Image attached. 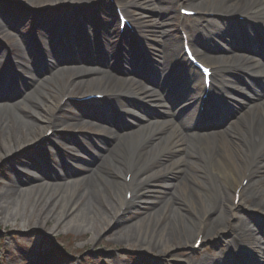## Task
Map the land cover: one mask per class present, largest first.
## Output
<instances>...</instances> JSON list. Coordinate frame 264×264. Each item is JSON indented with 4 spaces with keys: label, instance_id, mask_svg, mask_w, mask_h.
<instances>
[{
    "label": "bare ground",
    "instance_id": "6f19581e",
    "mask_svg": "<svg viewBox=\"0 0 264 264\" xmlns=\"http://www.w3.org/2000/svg\"><path fill=\"white\" fill-rule=\"evenodd\" d=\"M14 1L27 4L31 7V12L38 16L45 11L55 12V9L65 5L79 7L86 3H94L96 0H43L40 4H34L35 0ZM152 4L157 6L152 8ZM179 4H189L193 7L191 9L199 15L195 23H182L179 11L176 10ZM117 5L123 7L135 34L137 30L140 35L144 32L147 35L151 34L155 37L154 41L157 45L147 43L144 38L146 47L152 45L153 48L147 47L146 51L139 46L141 47L139 62L133 64L131 60L129 68L118 69L110 60V56L118 46L113 31L115 22L118 27V19L109 9L104 15L108 30L104 38L107 51L103 55L99 54L97 42L94 40L90 44L84 42L83 37L81 38L84 36V30H77L76 27H72V39H67V51L64 50L60 40L54 44L45 42L48 47L45 57L51 60L49 62L51 67L58 68L60 64L68 62L76 63V66H69L68 70L61 68L60 73L45 79L39 89V93L42 94L41 100L36 99L32 94H25L29 100L37 102L43 110L42 115L36 110L32 112L26 110L27 106L23 104L14 106L16 112L26 110L29 116L41 122L39 123L41 125H37L32 121L31 123L21 121V129H24V133L22 130L23 134L15 137V140L19 142L22 136H25L26 141H31L38 126L44 129L43 133L52 130V134L62 125L70 124L75 128L80 125L86 126V121L95 117V114L77 111L69 115L66 121L54 119L52 115L54 110L65 107L61 104L62 100L73 97L74 88L80 87L82 92L77 95L78 97L87 94L107 97L108 100H112L111 102H116L115 109L129 120L131 129L125 131H122L124 126L112 120L94 127L97 133L113 139L116 146L113 144V148L109 151L121 156L123 167L112 169L110 181H107V174L102 168L101 171L86 169L81 178H72L68 177L65 166L60 165L57 172L52 170L39 175V180L35 184H25L21 180L22 186L14 189L8 186L0 194V205L4 209L3 221H14L15 214L20 215L21 201L22 209L26 205H31L32 208L44 199L49 200L52 195H55L54 198H62L64 202H70L77 194L79 184L83 180L94 178L95 173L98 172L97 180L102 181L103 190L107 191L106 195L99 185L93 184L92 187L83 188L80 197L83 198L88 210L87 216L85 215L84 220L73 217L76 221H81L79 227L90 226L92 229L94 214L102 218L109 217L103 212L104 209H108L109 213L111 210L112 218H116L132 207H139L146 198V185L157 171L160 172L159 175L179 171L184 173V176L178 186L195 190L200 212L195 210L194 204L186 207L188 211L184 214L177 208L176 212L182 217L179 216L180 222L174 223L176 226H173L175 237L172 238L176 243L191 246L199 238V246H201L204 239L216 238L219 241L229 233L231 238L223 241L222 245L227 246L229 250L230 245L238 249L240 264L250 262L264 264V225L256 221L253 226H249L247 222H237L231 226L228 223L229 214H233L235 207L234 199L237 198L238 203L241 200L245 201L244 189L251 190V196L247 199L252 203L248 206L256 205V200L264 203V177L251 180L252 182L249 178L251 174L264 170V0H117ZM67 16L71 17L66 18ZM237 17H245L246 22H239ZM50 20L56 28H63L65 21L73 22V16L64 11L63 14L52 15ZM16 21L12 14H0V37L5 39L15 34L21 38V48L18 46L14 48L17 50L16 57L23 63L19 62L17 65L29 76V81L35 83L34 67L36 69L37 63L41 64L44 59L42 56L37 58L31 56L32 45L29 35L22 34V28ZM204 21L206 25L211 24L213 27L211 35L220 43H211L212 37H204L201 31L197 30L200 22ZM87 23L88 31L92 36L94 29L90 17ZM179 25L186 29L187 41L200 48V51H196L198 59L210 66L214 72L213 84H210L208 98L203 103L205 113L200 114L199 123H195V118L204 90L203 77L196 69L191 67L190 70L188 66L186 67V63L175 54L176 44L182 42V36L175 30ZM41 31L43 37H46L47 27ZM128 34L123 40L118 39L122 44L121 50H132L137 42L143 43L140 39L136 41V36L132 37ZM7 51L10 54V49ZM3 57L4 54L0 53V64ZM254 57L259 58L261 63L260 60L256 63ZM8 62L9 64L0 69V102L5 103L6 109L11 108L9 102L13 100V92L17 89V82L20 79V73L13 67L14 62L11 57L8 58ZM102 64L107 65V68L114 72L96 67ZM141 65L146 66L148 70L140 68ZM56 74H61L63 78L57 79ZM53 80H56L55 83H51ZM240 83L243 85L240 86ZM49 92L57 93L59 99L57 101L50 99ZM123 100L128 102L125 103ZM228 101L244 102V108L229 122L228 127L223 130H208L203 127V120L207 118L210 121L222 114L228 106ZM45 113H49L50 118L44 116ZM109 113L110 116L114 114L112 110ZM19 120L16 118V121ZM7 122L0 117L1 128H5ZM87 123L91 124L89 121ZM46 139L48 137L44 140ZM105 151L108 152L107 149ZM7 152L0 151V157L8 155ZM153 162L158 163L159 166L151 168L150 164ZM101 163L105 162L101 161ZM121 170L123 179H121ZM211 170H215L230 188L231 198L229 192L217 184ZM188 174L191 181L186 178ZM126 176H128L127 181L124 179ZM243 180L246 181L244 186ZM12 190L14 194L10 198L8 195ZM211 191L215 192L213 198ZM175 198L176 196L167 198L159 205L160 208L154 209L158 213H154L156 221L152 224L149 222L151 210L133 223V227L137 229L145 228L135 234L134 240L137 244L138 240H141L145 246H149L150 240L154 237L161 242L162 247L168 249L172 246L171 233L165 227H158L157 223L159 218L165 216L167 206ZM10 201L12 207L8 208ZM97 201L101 204L100 207ZM38 215L39 213L36 212L35 217L38 218ZM9 216L11 219L8 218ZM128 236L126 231V238ZM192 237L194 240L191 243ZM254 255L261 260H256ZM224 258L225 256L212 260L205 257L196 260V264H226L228 259ZM233 259L236 262L235 256L232 257V261Z\"/></svg>",
    "mask_w": 264,
    "mask_h": 264
},
{
    "label": "rangeland",
    "instance_id": "374dc122",
    "mask_svg": "<svg viewBox=\"0 0 264 264\" xmlns=\"http://www.w3.org/2000/svg\"><path fill=\"white\" fill-rule=\"evenodd\" d=\"M41 1L43 0H35L33 3L40 4ZM116 4L117 0H96L94 3H86L79 7L75 5H65L62 8L55 9V12L45 11L41 15L36 16L31 12V7L27 4L16 3L14 0H0V14L14 15L17 20L16 23L20 24L22 28V34L29 35V40L32 45L31 56L35 58L42 56L44 59L41 64L37 63L36 69L34 67L35 72L33 77L36 80L34 81L35 83H31V81H29V76L22 72V68L17 65L19 62L23 63L16 57L17 50L14 48L15 46L21 48V38L15 34L5 39L0 37V53L4 54L0 69L3 68L4 65L9 64L8 58L11 57L14 62L13 67L20 73L17 89L13 92V100L9 102L11 108L6 109L5 103L0 102V117L8 121L5 128L0 127V151H8V155L0 157V194L3 189L8 186L14 189L22 186L21 184H23V182L25 184H35L38 181L37 177L39 174L22 173L20 172L22 171L20 166H23L24 163L27 167L32 168L30 165L35 163L42 169V165L46 162V160H44L46 151H48L52 145L62 142L72 147V150L69 148L66 149L70 151L73 156L65 153L66 155L63 156L64 160L58 163L57 158L49 157L50 154L48 155L47 153L46 156H48V160L54 165L46 167L45 170L51 169V171L55 170L57 172L59 165L62 167L65 166V170L68 171V177L81 178V175L86 172V169H99V171H101L100 169L102 168V171L107 174V181H110L111 174L113 173L112 169L123 167L121 156H117L113 151H109L114 145L116 146L113 139L109 136L97 133L96 128H94L96 125L88 124L87 122L89 120L86 121V126L80 125L77 128L70 124L62 125L55 133L48 135V139L46 140L42 139L45 133H43L44 129L39 128V126L34 130L33 139L31 141H26L25 136H22L19 141L20 143L15 140V137L24 133V129H21V121H27L28 123L32 121L37 125H41L39 124L41 122L38 121V119H34L33 116H29L26 110L31 112L36 110L40 115L43 114V110L39 107L37 102L29 100L25 94H32L36 99L38 98L41 100L42 94L39 93V89L45 79L51 78L55 73H60L61 68L68 70L69 66H76V63L68 62L60 64L58 68L56 66H54L55 68L53 66L51 67L49 63L51 60L45 57L48 47L45 45L46 37H43L44 34H42L43 32L41 29L47 27L48 32L46 36L50 39L49 43L54 44V42L60 40L66 51V40L72 39V27H76L77 30L82 29L84 30V36H81V34L80 36L81 38L83 37V41L88 44H90L92 40L96 41L99 54L101 55L102 53L103 55L104 52L106 53L107 51L104 38L108 30L107 20L104 15L108 9L114 14L112 6ZM156 6L157 5L152 4L151 7L155 8ZM180 7L186 9L193 8L189 4H179L176 7L177 12ZM64 11L72 14L73 22L65 21L63 28H56V26L52 24L50 18L55 14H63ZM198 16L199 15L196 14L190 17H181V20L182 23H195ZM70 17L71 16H67L66 18ZM88 17L91 18L92 28L94 29L92 36L90 31H88ZM209 18L214 19L213 17ZM205 25V21L200 22L197 30L201 31L203 27L207 29L213 28L211 24L208 25L209 27L207 25L205 27ZM179 26L182 28V25ZM61 29L64 31L62 32ZM175 30L177 32V29ZM183 30L186 29L183 27ZM113 31L118 46L113 52L114 54L110 56V60L112 63L114 62L119 66L117 62L118 56L116 57L115 55L122 44L119 43V37L116 35V22L113 25ZM158 31H160V29ZM127 34L128 33L124 31L120 40L127 37ZM157 35H159V32ZM208 35V38H213L211 43H220L213 35ZM66 36L69 37L66 39ZM137 37V40L140 39L143 41L140 45H142L146 51L153 48L152 45H148L147 49V43L157 45L154 41L155 37L151 36V34L147 35V33L145 34L144 32L140 35V32L137 30ZM144 38L148 41L147 43L144 41ZM150 46L152 48H149ZM193 46L196 51H200L197 45L195 46L194 44ZM7 49H10V54ZM174 49L175 54H180L181 56L180 42L176 44ZM136 50L137 49H134L133 51ZM96 67L101 70H106L107 72H113L107 68V65H96ZM124 67H126V64H124ZM142 68H146V66L143 65ZM56 76L57 79L63 78L61 74H56ZM55 81L56 80H53L51 83H55ZM239 85L241 86L243 84L240 83ZM81 92L82 90L80 87H75L72 92V94L75 95L61 102L65 107L63 106L61 109L58 108L54 110L52 113L53 118L66 121L69 115L77 113V111L86 112L87 114H97L93 111V108L99 101H97V103L93 101L84 103L73 101ZM49 96L50 99L56 101L59 99L57 93L49 92ZM198 96L199 94H197V97ZM18 104L26 105V110L24 111L22 109L16 112L14 106ZM243 106L244 102L242 101H228V106L222 111V114L212 118L210 121L204 120L202 122L203 127L208 130L225 129L229 122L235 119V116L244 108ZM44 116L50 118L49 113H45ZM118 116L116 115L113 119L117 118L123 120H118L119 122H117L119 125L125 127L122 131L130 130L131 124L129 120L124 121L123 118H119ZM16 118L20 120L16 121ZM97 121H99V118ZM22 130L23 133L21 132ZM118 132H120V130ZM106 149L108 152L105 151ZM50 153L52 152L50 151ZM27 156H31V159H25ZM101 161L107 163V165L101 163ZM150 166L151 168H156L159 165L153 162ZM251 170L253 171V169ZM210 172L215 176L217 184L226 192H229L231 198V191L227 184L220 179L215 170H211ZM159 173L160 172L157 171L154 177H150V181H148L146 185L147 189L145 188V191H147L145 194L146 198L142 200L139 207H132L122 216L119 215L120 217L118 216L116 218H112L111 210L109 213L108 209H104L103 212L109 215V217L106 216L102 218L94 214L95 218L92 220V229L90 226L85 228L79 227L81 221L78 222L76 219H73V217L76 216L78 220H84L85 215L87 216L88 210H86L87 208L83 198L80 197V192L83 188L85 189L87 186L92 187L93 184H95L99 185L103 190L102 181L97 180L99 177L98 172L95 173L94 178H88L79 184L78 192L73 196L70 202H64L62 198H54L55 195H52L49 200L44 199L32 208L31 205H26L24 209H22L23 202L21 201L19 207L20 215L15 214L13 217L14 221H3L2 210L4 209L1 208L2 206L0 205V264H196V260L201 258L206 257L208 259L218 260L224 256L225 260L228 259L226 264H240L238 249L230 245L231 249L229 250L227 246L222 245L223 241H228V239L231 238V234L229 233L225 234L219 241H217L216 238L204 239L203 244L195 248L193 247L194 244L185 246L176 243V240L172 238L175 237V227L173 226H176L174 223L180 222L181 218H179V216L182 217L181 214L176 211L179 209L180 212L184 214L188 211L186 207L194 204L195 210L200 212L198 197L193 188L184 189L178 186L184 173L179 171H174L166 175H159ZM122 174L123 171L121 172V179H123ZM189 177L188 174L186 178L191 181ZM263 177L264 170L257 171L256 174L254 173L249 176L250 182H252L251 180H258ZM124 179L126 180V178ZM245 182V180L242 182L243 186ZM104 191V195H106L107 191L105 189L103 192ZM244 191L245 201L241 200V202L238 203L236 199L237 201L234 202L235 207L233 208V214L228 213L229 225H235L237 222H247L249 226H253L256 222L264 225V203L260 200H256V205L248 206L252 203L250 199H247L251 196V190L247 188L244 189ZM211 193L213 198L215 192L211 191ZM13 194L14 192L12 190L11 194L8 196L11 198ZM175 196V200L167 206L165 216L159 218L157 223L158 227H165V229L171 233L170 242L172 246L166 249L164 246L162 247L161 242L154 237L150 240L149 246H145L144 242H141V240H138L137 244L134 240L135 234L138 230L143 231L145 228L140 227L141 229H137L133 227V223L144 217V214L151 210L149 222L152 224L156 221L154 213H158V211L155 212L154 209L157 210L160 208L159 205L164 203L167 198L171 199ZM97 204L99 207L101 206L99 201H97ZM7 206L8 208L12 207L11 201ZM102 210L103 209H101V211ZM36 212L39 213L38 218L35 217ZM8 218L11 219L10 216ZM126 231H128L129 234L128 238H126ZM154 235L155 233L153 236ZM192 240H194V237L191 238V243ZM47 241H51L54 248L51 247L52 244L48 245ZM233 256H235L236 262H234V259L232 261ZM254 256L256 260H258L259 257L256 255Z\"/></svg>",
    "mask_w": 264,
    "mask_h": 264
}]
</instances>
